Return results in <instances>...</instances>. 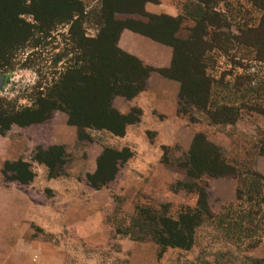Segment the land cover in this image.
Segmentation results:
<instances>
[{"label": "rangeland", "instance_id": "1", "mask_svg": "<svg viewBox=\"0 0 264 264\" xmlns=\"http://www.w3.org/2000/svg\"><path fill=\"white\" fill-rule=\"evenodd\" d=\"M62 1L0 0V59L5 61L0 62V98L18 108L33 106L39 94L48 95L53 88L64 84L62 78L70 67L81 66L78 63L81 57L79 25L88 37L98 36L96 20L101 0H76L84 10L81 19L84 18L73 30L66 18L76 9H62ZM177 1L185 14L197 16L202 8L197 0ZM66 2L70 4V0ZM211 3L209 9L220 14L219 21L221 26H226L227 33L237 35L238 26H258L264 17V0H212ZM227 27H232L231 31ZM187 35L188 32L182 31L183 37ZM262 40L264 52V38ZM251 41L252 37L247 42ZM208 58V72L214 81V108L254 104L264 109V61L257 60L256 53L236 45L230 51L213 49ZM73 74L65 84L77 88L78 76L74 78ZM253 87L254 91L249 92L247 88ZM81 100L79 93L76 102ZM182 108L193 123L202 124L207 141L221 149L223 157L244 176L240 180L209 176L205 169L211 147L204 149L195 161L181 149L167 151V160L162 162L164 172L153 181L120 170L105 191L98 190V198L115 196L120 198L119 203L109 206V212L105 207L102 216L106 219L98 223V230L93 225L87 227L88 235L94 236L98 231V236L74 238L81 241L83 251L67 254L60 249L57 255H63L66 263L80 259L77 264H264V203L259 202L262 196L253 194L250 199L255 186L252 184L257 180L248 176L258 172L256 158L264 146V116L244 110L239 120L245 127L244 135L231 140L225 139L220 129L212 128L208 112L187 101L182 103ZM63 119L64 115L57 110L45 123L48 126L43 133L35 124L14 126L6 135L24 137L26 146L37 130L41 138L49 139L55 129L64 124ZM254 136L262 145L253 143ZM24 158L29 161L32 155L25 154ZM190 164L197 173L186 167ZM3 167L0 168V187L15 185L27 190L28 187L12 180V174H4ZM231 186H239L247 194L235 206H224L217 195L222 193V188ZM201 189L207 194V203L202 202L205 197L201 196ZM30 193L33 196V192ZM4 202L5 199H0V207ZM133 208L136 209L135 236H127ZM44 238L53 239L47 240L49 244L55 240L56 245H69L64 238L40 233L38 239ZM8 250L2 253L0 264H13V260L16 263L13 252ZM8 254L9 261L5 260Z\"/></svg>", "mask_w": 264, "mask_h": 264}, {"label": "crops", "instance_id": "2", "mask_svg": "<svg viewBox=\"0 0 264 264\" xmlns=\"http://www.w3.org/2000/svg\"><path fill=\"white\" fill-rule=\"evenodd\" d=\"M145 10L152 15L172 18L185 15V10L177 0L150 1ZM117 46L144 67L153 70L145 81L144 88L133 98L120 96L113 101L114 109L122 116H132L133 111H137V122H127L122 133L107 129H86L89 139H81L79 128L70 124L69 115L59 111L64 115V124L55 129V133L47 140L39 135V131L43 133V129L48 126L46 122L44 125L37 124L40 126L39 131L32 133L26 146L24 137L0 135V168L7 162L23 161L30 164L34 173L33 181L27 185L14 181L28 187L27 190H21L15 185L0 187V199H5L0 207V257L10 249L8 251L13 252L16 259L13 264H69L63 255H57L61 253L60 249L66 250L67 254H79L81 249L84 250L80 246L81 241H75L74 238L82 240L86 236H92L87 234V227L93 225L97 229L98 223L106 219L102 216L105 207L107 210L120 200L115 196L98 198V190L105 191L116 177L100 189L92 184V178L100 170L101 159L106 150L119 154L128 150L131 154L127 161L118 159L117 174L124 169L153 181L164 172L162 162L166 150L181 149L190 152L196 137L206 135L202 124L193 123L189 115L181 112V82L161 73L172 67L173 47L129 29L121 33ZM213 127L216 131L220 129L225 139L231 140L241 139L244 135L242 131H245L241 121L235 125ZM252 141L261 144L256 136ZM51 148L63 151L62 168L56 175L51 174L46 163L36 159L40 150L48 151ZM25 154L32 155V159L25 160ZM263 160V155L256 158L257 171L262 176ZM221 191L217 197L222 205L237 204V187L222 188ZM30 192H33V196ZM132 205L134 207L135 203L132 202ZM135 212L136 209L133 208L127 236H135ZM40 233L64 238L69 245H56L55 240L49 244L47 240L53 239H38ZM96 236L98 231L92 237ZM51 252L54 255H49ZM9 256L10 254L7 258L5 256V260L9 261ZM67 259H71L70 255H67ZM79 261L80 259L75 260L76 263L73 261L71 264Z\"/></svg>", "mask_w": 264, "mask_h": 264}, {"label": "trees", "instance_id": "3", "mask_svg": "<svg viewBox=\"0 0 264 264\" xmlns=\"http://www.w3.org/2000/svg\"><path fill=\"white\" fill-rule=\"evenodd\" d=\"M66 1L69 0L62 1V9L68 7L76 9L73 10L71 17L66 18L71 22L73 30L75 24L79 25L82 22L84 17L81 19V15L84 10L76 0H70V4ZM150 1L156 0H101L96 20L98 36L90 38L82 25L78 27L81 29L79 40L81 57L78 60L81 66L70 67L67 70L68 74L66 73L62 78L64 84L53 88L48 95L39 94L36 103L29 108H18L13 103L0 98V135L5 136L14 126L43 124L50 120L52 113L57 110L69 115V122L79 128L81 139H89L85 133L86 129H107L122 133L127 122H137L139 114L137 111H133L132 116H122L114 109L113 101L120 96L133 98L144 88L145 81L153 70L144 67L137 59L118 48V40L125 29L173 47L172 67L161 73L181 82L180 105L183 114L187 113L182 108V103L187 101L191 106L208 112L212 125H235L241 119L240 113L244 110L264 116V109L254 104L239 107L228 104L214 108L212 102L214 81L208 72V55L213 49L230 51L236 45H242L245 49L249 48V51L256 53L257 60L264 61L261 47L264 38V17L258 26L248 28L238 26L236 35L224 31L226 26H221L220 14L208 7L211 6L212 0L208 3L197 0L202 7L198 10L197 16L187 13L178 18L147 13L145 6ZM227 28L230 31L232 29V27ZM182 31L188 32V35L183 37ZM250 37L252 41L248 43ZM246 38L248 42L245 41ZM1 59L4 61L3 58ZM72 73H74L72 77L78 76L77 88L65 84ZM236 88L240 89L239 85ZM247 89L252 92L255 88ZM236 92L239 93L237 90ZM79 93L82 94V100L76 102V95ZM208 147L212 148L205 169L209 176L231 177L235 180H240L241 176H244L239 173L237 167L223 157L221 149L207 141L205 134L196 137L191 151L188 152L189 157L191 160L194 157L195 161L204 149H209ZM167 151L169 150L165 151L163 163L167 160ZM130 155L128 150L121 154L106 150L101 159L100 170L96 177L92 178V184L98 186V189L107 186L116 177L118 159L127 161ZM259 155H264L263 145ZM37 157L38 161L50 167L53 175L58 174L62 168L63 151L59 148L40 150ZM186 167L196 172L191 164ZM3 173L12 174V180L25 185L34 179L30 164L23 161L5 163ZM248 176L257 180L252 184L255 186L254 193H250V199H253V194L262 196L259 202L264 203V186H262L264 177L255 171ZM261 190H263L262 194ZM246 194L247 192L242 191L238 186V200ZM201 196L205 197L202 202L207 203L204 189H201Z\"/></svg>", "mask_w": 264, "mask_h": 264}]
</instances>
